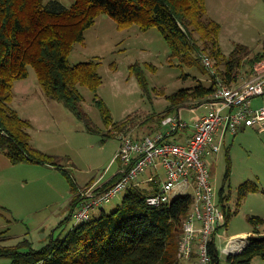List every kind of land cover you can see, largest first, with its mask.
<instances>
[{"label":"rangeland","instance_id":"374dc122","mask_svg":"<svg viewBox=\"0 0 264 264\" xmlns=\"http://www.w3.org/2000/svg\"><path fill=\"white\" fill-rule=\"evenodd\" d=\"M56 1L67 8L75 3V0ZM206 5L208 18L222 27L220 42L224 53L230 54L237 44L249 46L253 55L262 50L264 0H206ZM91 61L100 63L103 83L97 92L99 99L108 107L114 122L128 119L129 124L123 131L113 126L108 128L95 102V93L79 86L84 98L83 109L98 128L95 132L89 131L85 122L65 104L45 95L35 68L29 67L28 77L15 82L11 107L30 123L27 133L33 147L56 156L57 166L13 164L6 155H0V230L8 231L6 246H17L27 240L30 245L25 246L24 251L30 247L40 250L53 238L65 236L76 225L71 216L76 194L70 180L75 182L77 192L83 194L88 184L110 180L122 172L125 167L113 160L120 150L123 133L134 139L167 133L169 128L159 122L168 111V97L199 83L211 85L210 71L203 69L204 73L202 68L182 64L173 56L158 28L144 32L133 24L121 29L106 14L96 19L86 31L84 43L76 44L69 55L71 66ZM136 64L142 81L135 72L131 73V67ZM241 77L239 84L252 78L248 79L245 73ZM251 106L254 110L263 107L264 96L254 98ZM179 112L183 121L192 125L209 111L205 105L187 106L170 112V115L178 117ZM182 133L184 131L169 136L167 141L176 142V137ZM207 161L219 202L226 210L225 226L218 232L217 245L222 264H231L225 253L230 240L241 239L244 236L237 235L242 233L253 235L255 228L251 218L264 221V130L243 125L236 135L228 134L221 153L208 157ZM64 171L70 176L67 177ZM150 173L151 169H148L135 184L150 189L155 184L148 178ZM245 184L255 185L258 189L241 197V187ZM188 192L193 195L194 188ZM126 194L127 191L118 194L93 211L92 218L115 211ZM174 194L178 197L184 193L176 191ZM62 222L64 224L60 226ZM259 232L264 235V222ZM183 237L184 227L176 253L179 264H200L197 246L191 259H179ZM11 262L9 257L0 258V264ZM251 264H264V259L257 257Z\"/></svg>","mask_w":264,"mask_h":264},{"label":"trees","instance_id":"16d2710c","mask_svg":"<svg viewBox=\"0 0 264 264\" xmlns=\"http://www.w3.org/2000/svg\"><path fill=\"white\" fill-rule=\"evenodd\" d=\"M102 14L112 17L121 29L133 24L144 32L158 28L175 58L182 64L202 68L204 73L207 70L200 58L208 52L207 56L215 60L218 75L229 86L241 83L243 73L250 79L255 65L264 60V43L255 55L244 44H237L228 55L223 52L222 27L208 18L206 0H75L70 8L56 0H0V155H6L13 164L57 166L56 156L33 147L27 133L30 123L11 107L15 82L27 78L31 66L45 95L65 104L85 122L89 131L98 128L83 109L79 86L95 93V102L108 128L123 131L129 124L128 119L114 122L108 107L98 97L103 83L100 63L69 64L74 46L84 43L86 31ZM138 67L133 65L131 73L135 72L142 81ZM210 76V86L199 83L169 96L168 111L161 114L159 123L174 110L203 105L215 90L216 78ZM64 174L70 176L65 171ZM121 176L119 172L110 180H102L94 193L107 191ZM70 182L76 194L72 200L73 217L75 209L88 196L79 194L75 182L72 179ZM94 184H88L85 190ZM257 189L245 184L241 197ZM159 191L158 184L147 190L133 185L115 211L76 224L65 236L53 238L40 250L30 247L24 251L30 245L27 240L17 246H6L8 231L0 230V258L9 257L11 264H179L176 257L179 239L194 198L191 194L180 195L169 205L150 206L147 199ZM250 221L255 228L253 235L241 254L228 255L231 264H251L257 257L264 259V235L259 232L264 221L260 218ZM210 254L212 264H222L215 241L210 244Z\"/></svg>","mask_w":264,"mask_h":264},{"label":"built area","instance_id":"2783aa9c","mask_svg":"<svg viewBox=\"0 0 264 264\" xmlns=\"http://www.w3.org/2000/svg\"><path fill=\"white\" fill-rule=\"evenodd\" d=\"M202 62L216 78L214 93L203 104L209 112L199 116L192 125L183 121L180 113L178 117L169 116L162 122L169 128V135L191 129L192 135L186 143L168 142L163 133L143 139L122 135L120 150L113 160L125 167L120 180L102 193H94L101 181L87 189L82 195L88 199L73 213L76 224L91 220L93 211L128 191L148 169H153L155 173L151 180L160 186V191L147 199L150 206L171 204L176 191L183 192L182 195L189 194L190 188L195 191L192 195L194 205L184 224L179 259H191L197 246L200 264H212L210 244L215 241L218 247L217 236L220 228L225 226V211L212 183L207 158L221 153L227 135H236L243 125L264 130V106L257 110L251 106L254 98L264 96V60L255 66L250 80L235 86L227 85L218 75L209 56L202 55ZM244 237L230 240L225 253L234 255L243 251L250 236Z\"/></svg>","mask_w":264,"mask_h":264},{"label":"crops","instance_id":"0c3cea01","mask_svg":"<svg viewBox=\"0 0 264 264\" xmlns=\"http://www.w3.org/2000/svg\"><path fill=\"white\" fill-rule=\"evenodd\" d=\"M179 113L182 116V113L181 112H179ZM188 130H190V131L185 130L184 133H182L181 135H179L178 137H176V139H177L176 142L177 143H186V140L192 135V130L191 129H188ZM161 133H163L165 135V137L169 136L168 132L167 133L161 132ZM154 173H155V170L151 169V173L149 174V177L148 178L151 179L152 177H154ZM161 173L164 176L163 169H161ZM240 235H242V236H249L251 234L250 233H248V234L247 233H242V234H238L237 236H240ZM223 250H225V248H223Z\"/></svg>","mask_w":264,"mask_h":264},{"label":"water","instance_id":"95a60500","mask_svg":"<svg viewBox=\"0 0 264 264\" xmlns=\"http://www.w3.org/2000/svg\"><path fill=\"white\" fill-rule=\"evenodd\" d=\"M241 253H242V251L241 252H237L236 254L234 253V255L241 254Z\"/></svg>","mask_w":264,"mask_h":264}]
</instances>
